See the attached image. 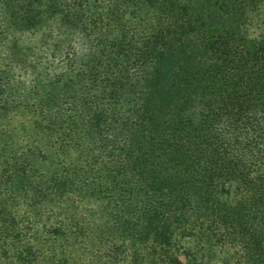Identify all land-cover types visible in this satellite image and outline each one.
<instances>
[{"label": "trees", "instance_id": "16d2710c", "mask_svg": "<svg viewBox=\"0 0 264 264\" xmlns=\"http://www.w3.org/2000/svg\"><path fill=\"white\" fill-rule=\"evenodd\" d=\"M46 1L8 14L56 20L43 71L0 41V121L35 118L24 146L0 125V264H205L186 240L264 264V33L245 44L239 0Z\"/></svg>", "mask_w": 264, "mask_h": 264}, {"label": "rangeland", "instance_id": "374dc122", "mask_svg": "<svg viewBox=\"0 0 264 264\" xmlns=\"http://www.w3.org/2000/svg\"><path fill=\"white\" fill-rule=\"evenodd\" d=\"M47 4L48 1L44 0ZM89 2L88 11L91 13L98 12L97 5H94V0H87ZM195 4L199 5L202 0H193ZM12 3L11 7H7L6 3ZM30 3V0H0V41L5 44L10 53L11 58L17 63V72H26L34 74L41 72L47 67V63L52 61L51 57L55 45L61 41H65L62 36L54 35L52 33V26L55 25L56 20L46 19L43 24L38 26L36 29L29 31L18 32L13 28H9V10L15 8H22ZM57 6H61L62 0H55ZM214 3V2H213ZM231 3V2H230ZM233 6H236L237 2H232ZM239 12L246 18V27L243 30L245 35V44L250 41L259 40L260 35L264 33V0H247L242 3L239 0ZM46 10V8H44ZM129 20L130 17H127ZM67 47V46H66ZM74 48L77 56L82 57L86 53V46L83 41L78 40L75 43ZM58 56V55H57ZM23 66L27 67V70H23ZM35 121L34 116L25 111H20L17 115L13 116L9 120L0 121V125H5V134L2 136L1 143H18L26 145L27 142L33 143V123ZM7 136V137H5ZM21 143V144H20ZM96 206L93 202H86L87 206ZM98 208V207H97ZM99 211V210H98ZM186 247H191L194 251L199 253V256L203 259L205 264H217L220 257L211 258L207 253L209 247L201 245L198 241L186 240ZM223 258V256H221Z\"/></svg>", "mask_w": 264, "mask_h": 264}]
</instances>
